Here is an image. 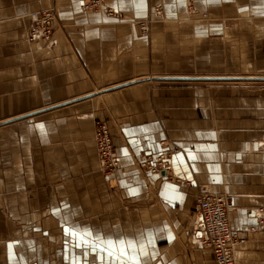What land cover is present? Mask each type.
Here are the masks:
<instances>
[{"label":"crops","instance_id":"0c3cea01","mask_svg":"<svg viewBox=\"0 0 264 264\" xmlns=\"http://www.w3.org/2000/svg\"><path fill=\"white\" fill-rule=\"evenodd\" d=\"M105 2L0 0V264H216L201 188L231 196L236 264H264V0Z\"/></svg>","mask_w":264,"mask_h":264},{"label":"built area","instance_id":"2783aa9c","mask_svg":"<svg viewBox=\"0 0 264 264\" xmlns=\"http://www.w3.org/2000/svg\"><path fill=\"white\" fill-rule=\"evenodd\" d=\"M85 11H106L113 16V9L106 5L105 0H80ZM162 6L156 7L157 13L162 12ZM56 20L55 7L41 10L29 29V39L41 38L49 40L53 33ZM94 138L101 160L102 170L110 175L118 166L112 137L106 122L97 121L95 124ZM165 146L164 141L161 142ZM178 153V151H177ZM169 153H161L153 158L141 161V167L148 172L155 173L160 170L171 169ZM195 201L198 206V215L203 229L201 244L213 255L216 264H235L233 256V242L236 238L232 228L228 225V211L233 203L230 195H216L204 188L199 189ZM264 212V211H263ZM259 226L264 228V215L259 214Z\"/></svg>","mask_w":264,"mask_h":264},{"label":"rangeland","instance_id":"374dc122","mask_svg":"<svg viewBox=\"0 0 264 264\" xmlns=\"http://www.w3.org/2000/svg\"><path fill=\"white\" fill-rule=\"evenodd\" d=\"M188 4H189V5H188ZM187 6H188V7H191L192 5H190V3H187ZM51 7H52V6H51ZM101 12H104V13L107 15V12H106V11L103 10V11H101ZM169 18H171V17H169ZM196 204H197V203H196ZM197 212H198V206H197ZM200 226H201V224H200ZM201 230H202V232H203L202 227H201ZM234 235H235V234H234ZM202 236H203V235H202ZM202 236H201V237H202ZM235 238H236V237H235ZM212 256H213V255H212Z\"/></svg>","mask_w":264,"mask_h":264},{"label":"bare ground","instance_id":"6f19581e","mask_svg":"<svg viewBox=\"0 0 264 264\" xmlns=\"http://www.w3.org/2000/svg\"><path fill=\"white\" fill-rule=\"evenodd\" d=\"M188 2H192V1H194V0H187ZM244 76V75H243ZM240 78V77H239ZM242 78V77H241ZM249 78V77H248ZM255 80H256V78H255ZM259 214H261V216H263L264 215V212H263V210H260L259 212H258ZM229 225V224H228ZM234 256V255H233ZM234 259H235V257H234ZM235 264H236V262H235Z\"/></svg>","mask_w":264,"mask_h":264},{"label":"snow or ice","instance_id":"6c2138e0","mask_svg":"<svg viewBox=\"0 0 264 264\" xmlns=\"http://www.w3.org/2000/svg\"><path fill=\"white\" fill-rule=\"evenodd\" d=\"M41 129L43 130V126H41Z\"/></svg>","mask_w":264,"mask_h":264}]
</instances>
